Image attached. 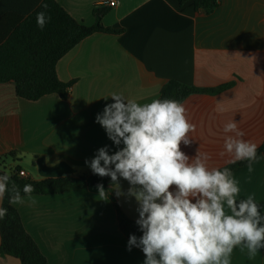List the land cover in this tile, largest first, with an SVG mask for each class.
I'll use <instances>...</instances> for the list:
<instances>
[{
	"label": "crops",
	"instance_id": "obj_1",
	"mask_svg": "<svg viewBox=\"0 0 264 264\" xmlns=\"http://www.w3.org/2000/svg\"><path fill=\"white\" fill-rule=\"evenodd\" d=\"M42 1L0 0V40ZM56 1L88 27L95 24V7L105 5L110 9L105 27L124 33L93 34L57 63L58 79L74 82L67 101L57 94L22 100L12 82L0 84V169L12 160V169L34 181L93 173L86 160L104 146L109 154L117 150L96 122L97 114L114 103L111 94L143 105L172 80L198 88L235 83L217 96L195 95L182 104L194 125L191 143L180 145L187 156L205 153L210 167L229 165L224 141L232 134L223 128L232 120L245 133L243 139L264 148V0H218L210 15L180 7L177 0ZM109 1L117 5L108 7ZM252 168L232 172L241 190L238 199L253 195L264 215V153ZM129 187L119 179L113 194L136 220L138 204L127 195ZM23 197L24 203L14 206L49 264H143L139 248L127 250L116 209L97 186ZM0 264L21 262L0 256ZM230 264H264V249L250 257L238 246Z\"/></svg>",
	"mask_w": 264,
	"mask_h": 264
},
{
	"label": "clouds",
	"instance_id": "obj_2",
	"mask_svg": "<svg viewBox=\"0 0 264 264\" xmlns=\"http://www.w3.org/2000/svg\"><path fill=\"white\" fill-rule=\"evenodd\" d=\"M41 7L46 10L48 5ZM50 19L46 11L36 14L41 30ZM110 98L114 103L97 114L96 122L117 150L109 154L108 146L101 147L85 163L116 186L120 178L129 182L127 195L138 204L135 223L142 235L129 236L128 251L141 249L143 264H230L238 246L250 257L264 249V215L254 196L238 199L241 190L229 167H210L207 154L190 158L181 150V143H191L194 125L179 101L155 99L141 105L115 92ZM223 131L232 134L224 141L228 163L248 161L251 172L258 145L243 139L235 120ZM97 188L100 196L106 194L103 185ZM22 191L31 198L35 188L25 184ZM6 195L10 205L24 203L21 189L4 173L0 205ZM7 214L0 206V221Z\"/></svg>",
	"mask_w": 264,
	"mask_h": 264
},
{
	"label": "trees",
	"instance_id": "obj_3",
	"mask_svg": "<svg viewBox=\"0 0 264 264\" xmlns=\"http://www.w3.org/2000/svg\"><path fill=\"white\" fill-rule=\"evenodd\" d=\"M177 2L180 7L190 5L196 13L206 15L213 13L218 5V0H177ZM42 3H47L46 10L41 5L32 9L25 19L14 25L6 37L0 40V84L12 82L18 97L22 100L37 102L48 95L57 94L63 101H67L74 82L63 83L58 79L57 63L93 34L121 35L124 30L105 27L103 19L110 11L105 5L95 7L93 12L95 24L88 27L74 19L56 0H43ZM40 11H46L51 17L43 30L36 23V14ZM234 85L233 82L216 88H198L172 80L163 85L157 99L175 100L183 104L191 96H217ZM263 153L264 148L261 147L257 150L256 158ZM13 155V153L7 154L8 157ZM247 164L248 161H239L226 167L234 172ZM20 171L16 167L8 173L3 168L0 169V174H9L11 181L21 189L22 196H25L22 191L25 184L34 186L35 191L32 196L57 195L103 185L105 196L116 209L121 233L127 240L131 234L137 237L142 235L135 223L136 220L128 217L114 197V184L110 177H100L91 173L80 177L66 176L34 181L29 177L21 176ZM2 206L8 209V214L0 221V256L15 258L21 264H49L47 257L27 232L18 210L14 205L9 204L8 195L3 199Z\"/></svg>",
	"mask_w": 264,
	"mask_h": 264
},
{
	"label": "built area",
	"instance_id": "obj_4",
	"mask_svg": "<svg viewBox=\"0 0 264 264\" xmlns=\"http://www.w3.org/2000/svg\"><path fill=\"white\" fill-rule=\"evenodd\" d=\"M105 4L108 6V7H115L117 5V2L116 1H109V2H105ZM20 175L23 176V177H27L26 173L24 171H20Z\"/></svg>",
	"mask_w": 264,
	"mask_h": 264
},
{
	"label": "rangeland",
	"instance_id": "obj_5",
	"mask_svg": "<svg viewBox=\"0 0 264 264\" xmlns=\"http://www.w3.org/2000/svg\"><path fill=\"white\" fill-rule=\"evenodd\" d=\"M13 164V161L12 160H9V164L7 165V167H5V170L8 172V173H10V171L11 170H13L12 169V166H10V165H12ZM4 167H2V169H3Z\"/></svg>",
	"mask_w": 264,
	"mask_h": 264
}]
</instances>
